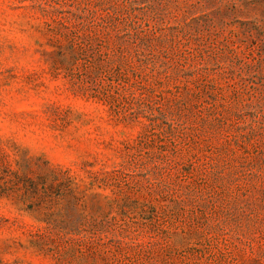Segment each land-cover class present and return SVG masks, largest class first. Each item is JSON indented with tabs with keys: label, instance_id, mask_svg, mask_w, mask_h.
I'll use <instances>...</instances> for the list:
<instances>
[{
	"label": "rangeland",
	"instance_id": "374dc122",
	"mask_svg": "<svg viewBox=\"0 0 264 264\" xmlns=\"http://www.w3.org/2000/svg\"><path fill=\"white\" fill-rule=\"evenodd\" d=\"M0 264H264V0H0Z\"/></svg>",
	"mask_w": 264,
	"mask_h": 264
},
{
	"label": "trees",
	"instance_id": "16d2710c",
	"mask_svg": "<svg viewBox=\"0 0 264 264\" xmlns=\"http://www.w3.org/2000/svg\"><path fill=\"white\" fill-rule=\"evenodd\" d=\"M71 43L69 44L70 45V51H69V55H68V58H70L73 62H76L78 58H82V56L85 54V47H82L80 45H76L75 43H72V41H70ZM59 49H62L61 47H59ZM61 53L63 54L64 56V52L61 50ZM92 94L93 96H99L101 98H105L107 95H108V88H105L103 90H101L98 93L96 92H93V93H90ZM165 120V122L168 123L169 125V129L173 132V126H172V122H171V119L168 118V115L165 114V113H162L161 114Z\"/></svg>",
	"mask_w": 264,
	"mask_h": 264
}]
</instances>
